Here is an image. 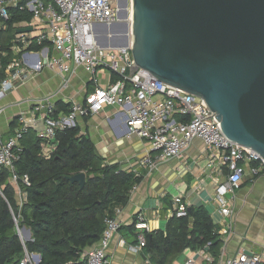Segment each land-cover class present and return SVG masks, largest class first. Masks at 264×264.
<instances>
[{"label": "built area", "instance_id": "1", "mask_svg": "<svg viewBox=\"0 0 264 264\" xmlns=\"http://www.w3.org/2000/svg\"><path fill=\"white\" fill-rule=\"evenodd\" d=\"M121 0H0V29L6 27L11 9L26 11L31 18L22 23V28L31 31L15 33L10 50L13 58L4 69L0 81V100L4 99L17 84L33 77L44 68L61 77L58 88L43 96L27 100L29 107L15 117L14 126L8 136H0V167L10 173V182L19 180L14 163L19 158L21 140L28 130L42 142L44 152L54 150L56 131L77 125V120L86 115L101 112L105 107H122L126 114V137L133 136L145 140L156 152L147 154L140 160L141 165L154 168L156 163L180 157L193 139L200 140L208 154L209 166H214L225 178L218 182L213 191L222 222L230 231L227 219L233 209L231 200L239 188L249 165L252 177L264 174V160L257 152L228 139L222 132L213 112L201 97L178 87L159 81L148 70L135 66L130 45L126 47H101L93 31L94 26L111 25L115 22L131 21V0L126 1L127 18L120 19ZM18 27V26H16ZM43 45L41 49L32 46ZM81 67L95 83L93 90L82 101L68 99L67 113L57 110L56 102L62 92L70 87L76 69ZM106 70L109 74L106 85H100L98 73ZM5 107L0 106V118ZM210 115V116H209ZM208 116V117H207ZM29 184L26 174L20 177ZM189 205L180 195L172 198L170 216H187ZM115 209L112 217H105L104 229L98 242L83 254L85 264H110L107 250L113 236L121 227ZM134 227L139 231L138 244L129 246L138 252L144 246L143 232L150 227L142 213H138ZM18 233H21L18 229ZM198 253L206 264L214 259L205 249ZM38 253H24L19 264H39ZM147 264H153L146 259ZM186 264H197L193 257ZM214 264H264L261 255L241 249Z\"/></svg>", "mask_w": 264, "mask_h": 264}, {"label": "trees", "instance_id": "2", "mask_svg": "<svg viewBox=\"0 0 264 264\" xmlns=\"http://www.w3.org/2000/svg\"><path fill=\"white\" fill-rule=\"evenodd\" d=\"M10 12L6 28L0 29V81L14 56L10 45L15 24L31 18L26 11ZM56 104L63 113L70 109L69 103ZM53 143L54 150L44 152L31 129L22 138L14 163L17 185L25 195L21 204L9 171L0 167V264H19L25 252L40 254L39 264H85L83 254L98 242L105 217L114 216L116 208L127 204L131 190L142 179L135 171L106 164L78 125L56 131ZM79 172L85 173L82 187L66 178ZM24 174L28 185L20 180ZM134 222L129 229H135ZM23 226L31 234L26 241L18 234ZM216 230L202 205L190 206L187 216H170L163 230L144 231L142 250L153 264H172L185 249L202 248L212 255L214 264L222 245Z\"/></svg>", "mask_w": 264, "mask_h": 264}, {"label": "water", "instance_id": "3", "mask_svg": "<svg viewBox=\"0 0 264 264\" xmlns=\"http://www.w3.org/2000/svg\"><path fill=\"white\" fill-rule=\"evenodd\" d=\"M93 31L101 47L130 45L136 67L204 99L223 134L264 160V0H131L130 23ZM66 178L85 183L84 172Z\"/></svg>", "mask_w": 264, "mask_h": 264}, {"label": "crops", "instance_id": "4", "mask_svg": "<svg viewBox=\"0 0 264 264\" xmlns=\"http://www.w3.org/2000/svg\"><path fill=\"white\" fill-rule=\"evenodd\" d=\"M22 23L15 24V27L18 26L16 33H20L17 30L22 28ZM98 75L99 84L106 85L108 72L103 69ZM60 81L61 77L57 73L44 68L33 77L17 84L0 100V106L5 107L0 118V136L3 139L8 136L14 126L11 122H15L16 115L29 107L28 99L55 91ZM94 87L95 83L90 81L88 72L78 67L71 77L70 87L62 92L57 101L69 104L70 102L62 99L80 102ZM56 107L59 110L57 104ZM125 121V109L122 107H105L99 113L77 120L80 132L93 142L106 164H115L121 170H132L142 176L141 181L131 190L127 204L116 215L121 221V227L113 236L107 250L109 263L147 264L146 259L149 256L142 249L138 252L130 250L129 246L138 244L139 231L129 229L128 226L134 222L138 213H142L149 224V231L163 230L170 217L172 198L175 195L182 196L189 207L202 205L209 212L222 240L219 259L244 249L248 253L261 255L264 262V174L252 177L249 165L244 164L245 174L231 200L233 212L227 219L232 227L230 231L221 224L222 217L212 199L214 188L225 178V173H219L214 166H209L203 143L193 139L180 157L159 161L154 168H149L139 162L147 154L153 156L156 152L145 140L135 136L127 138ZM13 187L17 203L21 204L25 195L17 184H13ZM199 250L200 248L185 249L172 264H186L190 257L197 264H206L198 253Z\"/></svg>", "mask_w": 264, "mask_h": 264}, {"label": "flooded vegetation", "instance_id": "5", "mask_svg": "<svg viewBox=\"0 0 264 264\" xmlns=\"http://www.w3.org/2000/svg\"><path fill=\"white\" fill-rule=\"evenodd\" d=\"M120 13V12H119ZM119 18H121V13H120V15H119ZM118 22V21H117ZM117 22H115V23H117ZM115 23H113V24H115Z\"/></svg>", "mask_w": 264, "mask_h": 264}, {"label": "rangeland", "instance_id": "6", "mask_svg": "<svg viewBox=\"0 0 264 264\" xmlns=\"http://www.w3.org/2000/svg\"><path fill=\"white\" fill-rule=\"evenodd\" d=\"M100 76H102V74H100ZM98 78H100L99 75H98ZM12 183H13V182H12ZM13 184H16V183H13ZM20 234H21V233H20Z\"/></svg>", "mask_w": 264, "mask_h": 264}, {"label": "bare ground", "instance_id": "7", "mask_svg": "<svg viewBox=\"0 0 264 264\" xmlns=\"http://www.w3.org/2000/svg\"><path fill=\"white\" fill-rule=\"evenodd\" d=\"M119 15H120V13H119ZM131 15V14H130Z\"/></svg>", "mask_w": 264, "mask_h": 264}]
</instances>
